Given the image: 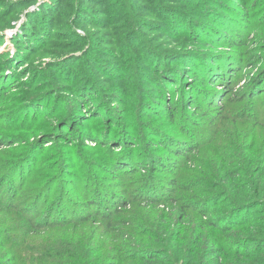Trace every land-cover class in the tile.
<instances>
[{
    "label": "trees",
    "instance_id": "obj_1",
    "mask_svg": "<svg viewBox=\"0 0 264 264\" xmlns=\"http://www.w3.org/2000/svg\"><path fill=\"white\" fill-rule=\"evenodd\" d=\"M5 1L0 17L10 10ZM51 1L29 13L11 40L15 53L0 54L2 104L13 99L7 122L31 121L42 137L28 153H0V264H264V153L242 130L264 126L250 105L264 100V71L229 90L246 75L221 63L244 62L248 21L226 14L228 0ZM226 24L219 36L216 26ZM202 38L212 51L191 49ZM231 40L241 59L225 61L214 45ZM38 57L51 61L36 65ZM187 74L222 82L225 96L188 85ZM11 83L19 93L5 98ZM222 98L240 105L218 121L206 113ZM55 139L59 149L49 154L43 147ZM88 140L120 152L87 167L74 196L54 194L57 182L79 183L62 146L90 165L81 146Z\"/></svg>",
    "mask_w": 264,
    "mask_h": 264
},
{
    "label": "rangeland",
    "instance_id": "obj_2",
    "mask_svg": "<svg viewBox=\"0 0 264 264\" xmlns=\"http://www.w3.org/2000/svg\"><path fill=\"white\" fill-rule=\"evenodd\" d=\"M33 1V2H31ZM204 1V0H203ZM230 2V7L233 9L232 11H228L226 12V14L233 12L234 14L231 16L233 17H238L241 16L242 20L241 21H248V23H244L245 28L243 29V33L241 32V40L242 42H244V45L241 46L243 49L242 51V59L244 60L243 63L240 64H236V63H231L228 64L227 62H221L223 67H226V69H228V65L232 66L233 70L238 71V75H242L245 74L246 77L244 78V80H242L241 82H239L237 85H230V89L232 90L234 87V90H238V88L242 85H244L245 83V79H249L248 84L250 83V81L252 79H254L255 77H257V75L260 72L264 71V0H228ZM5 2H8V8L11 10H6L2 17H0L1 19L7 17L10 20V24H11V28L10 27H6L8 29H6L5 31H0V37H3L4 39V43L2 42L0 45V54L9 52L11 55H13L15 53V47L12 43V39L21 31V29L23 28L25 22L27 21V16L29 15V13L31 14H36L39 12L40 6L42 5H48L50 7H54V4L52 3L51 0H6ZM191 2V1H190ZM31 3V4H30ZM25 4L26 7L22 8L20 10V8H16L20 5ZM200 4H197L196 9H198L200 6ZM68 3H66V6H64L63 8L68 10ZM213 8V7H212ZM65 10V11H66ZM12 13H14V16L12 15ZM4 21H7V19H4ZM238 24V23H237ZM237 24H234V28H236L237 30H239V26ZM9 25V24H8ZM227 27L224 25H218L216 26V29L218 32H220L221 34L219 36H226V33H228V30L225 28ZM79 33L81 35H84L83 31H79ZM216 37V35L214 36ZM203 42L196 45V46H192L191 49H194L195 51H198L199 53H203V51L205 50H211L210 48H208L207 42L209 41L207 38H202ZM201 40V39H200ZM214 40V38H213ZM233 41V40H231ZM246 45V46H245ZM217 45H214V49L217 53L221 54V58H223L225 61L227 60V54L228 55H234L235 57H237V53H236V49H238V41L234 40L233 44L227 45L229 47H217ZM36 50H32L31 53L35 52ZM196 53V52H195ZM224 54V55H222ZM237 58L241 59L240 56H238ZM38 59L36 61V65H39L40 63H46V62H50L51 58L50 57H44V59H42V57H38L36 58ZM29 66H25L24 68H20L19 71H24L25 69H28ZM190 71V70H189ZM193 72H196L193 71ZM189 73H192V71H190ZM26 74L31 75L30 72H26ZM190 74H187V78L188 79V85H193L195 83V87L198 86H203V87H209V89L211 91H216L217 92H221V94H223L226 89L223 88V83L222 82H226L228 75L222 73L221 76L223 75V79L222 82H215L212 84H210L211 82H203V77L204 75L201 77V75L199 77L196 78H192V79H197L194 82H191V78L189 77ZM194 76V75H193ZM201 77V78H200ZM29 78V76H28ZM30 79V78H29ZM17 79H15L16 81ZM27 78H24V81H27ZM1 81V80H0ZM23 81V78H22ZM29 81V80H28ZM27 81V82H28ZM247 83V82H246ZM184 86L186 90H189V87ZM5 90V98H7V96H11L13 97L14 95L18 94L19 92H16L14 87V83H11L7 86H4ZM11 87V88H10ZM2 88L0 87V90ZM191 90V89H190ZM189 90V91H190ZM178 94V95H177ZM176 95L179 96V93H177ZM170 97L172 96V94H169ZM225 96V93L224 95ZM230 97V96H229ZM2 100H4L3 97L0 96V133L1 134H6V137H3L1 140L3 141L4 138V142L3 144L1 143L0 146V153H24L27 151L30 152L32 149H36L38 147H40V143L42 140V137L37 134L40 132L39 129H36V131L33 128H29V126L27 125H31V121H28L26 123H20V121H16L13 123L11 121L7 122V116L5 115V113H7L8 109H12L13 105L11 106L12 100L9 101L7 104V106H5L4 104H2ZM212 104V103H211ZM218 106H213L210 110L209 116H217L218 117V121L219 119H224L222 116L226 114V112L228 110H230L232 113L236 114L234 111L239 107L240 103L237 101L233 102L232 100H229L227 103L224 102V98H222L221 100H219L217 102ZM252 105L253 109L257 112H262L263 116H264V100L263 101H257ZM179 104L177 105L176 109H179ZM8 107V108H6ZM206 107H211V106H207L206 104H201V109L202 111H206L208 110ZM189 110V109H188ZM42 111V109H41ZM159 111V110H157ZM177 111V110H176ZM183 113H185V109L182 110ZM2 112V114H1ZM4 112V113H3ZM178 113H182L181 111ZM193 114V113H192ZM223 114V115H222ZM196 116H200V113H195ZM204 118V116L202 117ZM200 119V117L198 118ZM157 123L161 124V129L162 130H166L169 127L167 122H162L161 121V117H159L157 119ZM201 123H203V121L201 120ZM254 123L252 122H247L245 124H243L242 126V130L244 131L243 135L248 133V137H250V140L254 141L255 143H257V150L258 153H264V126H254ZM158 126V125H156ZM200 128V127H199ZM5 130L7 131V133L5 132ZM173 134H177V133H173ZM201 135V134H200ZM203 136H207L206 135H202ZM162 137H164L162 135ZM183 136H180L178 134V138H182ZM21 138V140H20ZM75 145V144H73ZM133 148L137 149L136 146V141L135 144L132 143ZM249 145V142H247L246 146L247 147ZM60 146L59 143L53 142V144H49V145H45L43 147L44 150H48V153H57L58 151V147ZM70 145L67 146V143L65 146L66 149L71 150V153H67L65 154V156H67L69 158V162L70 164L74 167L73 171L76 173V175L79 177V179L77 180L79 183L78 185L76 184H72V185H65L66 183L63 181L61 182H57L56 184V188L54 190V194H59V192L61 191V189L63 188V193L66 194V196H74V193L77 190L76 186H82V178H83V183L84 179L86 178V176L90 175L89 173V168L95 169L99 164L97 161H100L101 159H111L114 156V151L116 152H120V149L117 150L118 148L113 146L112 144H101L100 146H95V144H92L90 142V140L86 141V142H82L81 146L84 147V150L87 155V159L89 161H91V163L93 162L94 164H90L87 165L86 163L83 162L82 157L84 153H80L77 151H73L71 148H69ZM135 149L131 150L133 153L135 151ZM160 153H171V152H165L162 147H160ZM42 151V150H41ZM115 152V153H116ZM41 153V152H40ZM59 153V152H58ZM135 153H140L139 150L137 149ZM208 153H214V148L211 150V152ZM97 162V163H96ZM104 165V164H103ZM89 167V168H87ZM43 172V171H42ZM51 173H55V175H57L56 171L52 170L51 172H48L47 175L51 174ZM40 173H36L34 176V179H38L41 176H39ZM47 175H43V178H47ZM82 176V177H81ZM28 178V177H27ZM28 181V180H27ZM26 181V183H27ZM116 181V180H114ZM103 255V254H102Z\"/></svg>",
    "mask_w": 264,
    "mask_h": 264
}]
</instances>
